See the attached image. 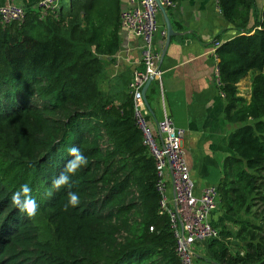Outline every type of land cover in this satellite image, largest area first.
Masks as SVG:
<instances>
[{"label": "trees", "instance_id": "obj_1", "mask_svg": "<svg viewBox=\"0 0 264 264\" xmlns=\"http://www.w3.org/2000/svg\"><path fill=\"white\" fill-rule=\"evenodd\" d=\"M217 7L238 32L214 48L223 118L236 124L217 208L234 229L212 225L217 236L204 244L215 264H264V6ZM120 9V0H60L55 10L0 23V264H181L131 97L99 84L118 49ZM73 146L88 164L56 191ZM23 184L37 202L34 217L12 204ZM68 191L80 204L63 211Z\"/></svg>", "mask_w": 264, "mask_h": 264}, {"label": "crops", "instance_id": "obj_2", "mask_svg": "<svg viewBox=\"0 0 264 264\" xmlns=\"http://www.w3.org/2000/svg\"><path fill=\"white\" fill-rule=\"evenodd\" d=\"M40 0H0L24 10L36 9ZM63 1V0H62ZM173 7L164 8L174 35L164 46L165 29L158 12L159 31L153 38L159 52L160 83L152 81L145 92L149 107L148 124L157 135L155 121L163 114L184 130L181 146L188 168L193 193L199 194L206 185H216L221 175L223 157L230 154L227 134L236 124L223 118L224 100L213 83L214 43L224 42L238 32L220 15L214 0H172ZM256 12H261L264 0H254ZM127 0H120L121 8ZM252 20L247 27H250ZM251 32V31H250ZM141 42L119 29V44L112 60L104 64L103 90L125 92L131 71L139 65ZM249 76L238 82V90H248ZM242 92L241 86L246 88ZM120 94V93H119ZM118 94V95H119ZM239 214L237 218H242ZM211 225L233 230V217L219 207L208 216ZM191 254L195 264H215L204 242L194 243ZM208 258L210 260L206 261Z\"/></svg>", "mask_w": 264, "mask_h": 264}, {"label": "built area", "instance_id": "obj_3", "mask_svg": "<svg viewBox=\"0 0 264 264\" xmlns=\"http://www.w3.org/2000/svg\"><path fill=\"white\" fill-rule=\"evenodd\" d=\"M158 1L163 8L174 6L172 0ZM59 2L60 0H40L37 9L41 14L52 11L57 8ZM24 12L20 6L1 4L0 23L21 22ZM158 12L155 0H127V5L119 11V29L141 42L139 65L131 71L126 92L131 97L132 116L141 135V144L153 159L156 177L154 187L159 196V212L168 217L175 240L174 250L181 264H192L190 247L194 243L217 236L218 231L209 223L208 216L218 206V192L215 185H206L199 194L193 193L181 146L184 135L182 128L175 126L165 114L155 121L157 135H154L149 127V110L143 101L141 89L148 79L149 84L152 81L159 84L162 74L158 66L159 52L153 45L154 35L159 31ZM217 45L215 42L214 47ZM214 59L213 83L219 96L223 98L224 94L219 89L215 54Z\"/></svg>", "mask_w": 264, "mask_h": 264}, {"label": "clouds", "instance_id": "obj_4", "mask_svg": "<svg viewBox=\"0 0 264 264\" xmlns=\"http://www.w3.org/2000/svg\"><path fill=\"white\" fill-rule=\"evenodd\" d=\"M71 159L68 160L65 170L62 171L53 181V189L59 191L62 188L70 189L72 187V176L84 166L88 164L87 157L81 152L78 147H71L69 149ZM32 189L28 184L20 186L18 191H15L11 196L12 204L16 209L26 213L28 217H34L37 214L38 205L35 198L31 195ZM48 196L52 192L47 193ZM67 202L63 205V211H68L70 207H76L80 204V197L76 192L68 191Z\"/></svg>", "mask_w": 264, "mask_h": 264}, {"label": "water", "instance_id": "obj_5", "mask_svg": "<svg viewBox=\"0 0 264 264\" xmlns=\"http://www.w3.org/2000/svg\"><path fill=\"white\" fill-rule=\"evenodd\" d=\"M155 3H156V6L158 8V11L161 13L162 15V19H163V25H164V29H165V40H164V46L167 45V42H168V39L171 35H174V32L171 30V26L169 24V21L167 19V16L165 14V10L164 8L159 4V1L158 0H155ZM150 80L148 79L142 89H141V93H142V98H143V101L145 103V106L147 107V109L149 110V107L147 105V102H146V98H145V90L149 84ZM230 244H233V245H240V243L237 241V240H231L230 241Z\"/></svg>", "mask_w": 264, "mask_h": 264}, {"label": "rangeland", "instance_id": "obj_6", "mask_svg": "<svg viewBox=\"0 0 264 264\" xmlns=\"http://www.w3.org/2000/svg\"><path fill=\"white\" fill-rule=\"evenodd\" d=\"M63 1H65V0H63ZM259 1H260V0H256V2H259ZM99 84H100V87H101V86H102V85H101L102 82H100ZM241 90H242V92H243L244 90H247V85H246V88H244V89H243V87L241 86ZM204 243H205V242H204ZM205 260L210 262V260H209L208 258H206ZM191 261H192V264H195V263H194V260H193V257H192Z\"/></svg>", "mask_w": 264, "mask_h": 264}]
</instances>
